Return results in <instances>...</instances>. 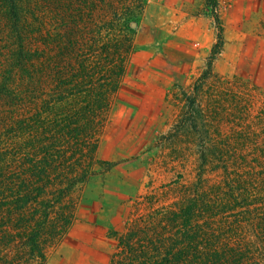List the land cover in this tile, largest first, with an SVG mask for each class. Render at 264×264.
I'll use <instances>...</instances> for the list:
<instances>
[{
  "label": "rangeland",
  "instance_id": "374dc122",
  "mask_svg": "<svg viewBox=\"0 0 264 264\" xmlns=\"http://www.w3.org/2000/svg\"><path fill=\"white\" fill-rule=\"evenodd\" d=\"M245 6L218 0L240 21L209 66V0H0V264H108L135 226L167 239L192 198L264 177Z\"/></svg>",
  "mask_w": 264,
  "mask_h": 264
},
{
  "label": "trees",
  "instance_id": "16d2710c",
  "mask_svg": "<svg viewBox=\"0 0 264 264\" xmlns=\"http://www.w3.org/2000/svg\"><path fill=\"white\" fill-rule=\"evenodd\" d=\"M209 1L217 28L208 58L210 66L221 49L223 36L217 0ZM112 85L113 81L103 82L100 97L88 102L90 116H97L108 106L105 93ZM244 180L221 187L212 196L213 206L202 193L189 200L178 216L173 215L177 217L172 221L178 220L179 224L175 231L166 233L167 239L164 233L157 237L162 239H156L157 230L143 225L120 235L117 254L108 264H264V187L260 185L264 177L260 172L258 177ZM254 181L257 188L252 191ZM212 219H218L219 224L210 223Z\"/></svg>",
  "mask_w": 264,
  "mask_h": 264
},
{
  "label": "crops",
  "instance_id": "0c3cea01",
  "mask_svg": "<svg viewBox=\"0 0 264 264\" xmlns=\"http://www.w3.org/2000/svg\"><path fill=\"white\" fill-rule=\"evenodd\" d=\"M222 0H219V2ZM226 1H232V3L238 2L239 0H226ZM241 3H244L245 11L247 12L248 17L245 19V24L249 23L247 25L248 28L253 29H264V0H240ZM218 2V0H217ZM251 13H253L254 17H251ZM231 23L233 22L235 25H222L224 30L222 31L223 39L226 37V30L228 29V26H231L232 28H236V24L240 21L239 17H234L230 20ZM221 26V27H222ZM238 27V26H237ZM216 41V36H215ZM214 41V42H215ZM213 42V43H214ZM213 44H211L212 47Z\"/></svg>",
  "mask_w": 264,
  "mask_h": 264
}]
</instances>
